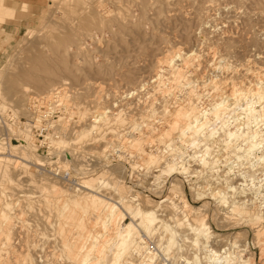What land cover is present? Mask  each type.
I'll return each mask as SVG.
<instances>
[{
  "label": "rangeland",
  "instance_id": "374dc122",
  "mask_svg": "<svg viewBox=\"0 0 264 264\" xmlns=\"http://www.w3.org/2000/svg\"><path fill=\"white\" fill-rule=\"evenodd\" d=\"M21 19L24 26L8 31L12 36H3L0 30V48L5 46L0 49V250L4 251H0V264H81V254L90 244L81 250L83 236L101 229L94 224L99 210L92 200L118 206L120 224L135 227L131 239L139 247L136 251L150 252L149 260L143 259L132 245L123 264H156L157 255L148 250L149 245L160 256L193 250L190 264H215L207 255L209 246L229 247L230 259L245 254L252 264H264V220H251L252 215L264 214V200L254 203L248 181L254 173L255 180L264 184V141L251 156L242 152L236 160L214 142L225 138L226 127L219 124L210 140L201 137L189 148L179 143L180 151H164L149 136L166 130L162 142L178 141L181 128H170L173 119L168 114L166 121H152L151 127L141 119L151 120V111L160 116L168 105L193 108L202 116L218 99L219 90L207 86L215 77H232L239 86L253 84L243 73L254 61L264 66V0H0V28ZM212 51L219 57L213 59ZM35 57L44 62L34 63ZM173 58L183 67L184 79L204 80L206 86L179 83L170 65ZM25 72L38 82L46 80L42 83L49 82L51 88L38 91L37 81L21 77ZM54 97L62 101L50 106ZM246 100L242 105L254 106L253 100ZM120 111L121 118L116 115ZM235 113L240 111L232 110L231 116ZM95 118L105 121L98 124ZM235 120H228L229 127L240 133L241 120ZM259 126L264 133V121ZM187 139L192 143L191 134ZM131 140H138V146L128 148ZM146 154L169 156L168 160L183 157L190 170L187 174L163 170L165 164L148 165ZM190 154L197 157L190 159ZM204 156L207 164L199 161ZM98 176H105V186L97 183ZM242 190L245 195L238 193ZM69 198H79L80 207L72 211ZM243 200L249 210L231 211L232 201ZM136 205L158 215L154 224L160 227L155 234L147 232L141 217L127 209ZM203 219L213 238H202L200 250L194 238L197 232L202 234ZM106 256L102 264L112 261L110 252Z\"/></svg>",
  "mask_w": 264,
  "mask_h": 264
},
{
  "label": "bare ground",
  "instance_id": "6f19581e",
  "mask_svg": "<svg viewBox=\"0 0 264 264\" xmlns=\"http://www.w3.org/2000/svg\"><path fill=\"white\" fill-rule=\"evenodd\" d=\"M52 2V1H51ZM27 6V5H26ZM95 29V28H94ZM223 33V32H222ZM225 33V32H224ZM68 38V37H67ZM63 39V37H62ZM61 39V40H62ZM66 40V39H65ZM2 46V45H1ZM2 48V47H1ZM0 48V49H1ZM210 52V51H209ZM195 53V52H194ZM193 53V54H194ZM213 53V51H212ZM218 53V52H216ZM216 53H213L212 55V58L214 59L216 57V55L218 56V54ZM191 54V52H190ZM196 54V53H195ZM210 54V53H209ZM181 55V54H180ZM179 55V56H180ZM184 55V54H183ZM31 56V55H30ZM35 56V54H34ZM164 57V56H163ZM192 57H195L194 55ZM201 57V55H200ZM219 57V56H218ZM222 58V57H221ZM220 58V59H221ZM184 59H185V56H184ZM191 59V57H190ZM194 59V58H192ZM217 59V58H216ZM219 59V58H218ZM38 61V62H44V59L43 58H37L35 57L34 61ZM28 61V60H27ZM36 61L34 63H36ZM172 63H170L171 65V69L176 72L177 74V81L180 83L181 81H185L187 82V84L190 85H197V87H204L206 86V81L202 80L197 82V80H191L190 77L188 80L184 79L183 77V67L182 69L180 68V65H178L177 63H173L174 61V58L171 59ZM184 61V60H183ZM251 61V60H249ZM253 61V60H252ZM259 61V60H258ZM37 64H40L38 63ZM52 62V61H51ZM191 62V61H189ZM212 62V61H211ZM168 63V62H167ZM216 63V62H213V64ZM218 63H219V60H218ZM253 63V62H252ZM35 64V66L37 65ZM59 64V63H58ZM191 63H189L190 65ZM193 64V63H192ZM191 64V65H192ZM212 64V63H211ZM220 64V63H219ZM261 64V63H260ZM42 64L38 65L37 67H41ZM169 65V63H168ZM223 65H225L223 63ZM252 65V64H251ZM250 65V66H251ZM44 66V65H43ZM60 66V64H59ZM63 66V65H62ZM188 66V64H187ZM222 66V64H221ZM228 66V65H227ZM237 66V65H235ZM36 67V69H37ZM47 67V66H46ZM58 67V66H57ZM192 67V66H191ZM216 67V66H215ZM218 67H220L218 65ZM224 66L220 67V68H223ZM226 67V65H225ZM229 67V66H228ZM34 68V67H33ZM44 68V67H43ZM53 68V67H52ZM55 68V67H54ZM61 68V67H60ZM186 68V67H185ZM213 68V66H212ZM227 68V67H226ZM24 69V68H23ZM26 69V68H25ZM24 69V70H25ZM47 69V68H45ZM50 69V68H49ZM170 69V70H171ZM217 69V68H215ZM224 69V68H223ZM52 70V69H51ZM57 70V69H56ZM219 70V69H218ZM30 71V70H29ZM34 70L32 69V72ZM36 71V70H35ZM39 71V70H38ZM46 71V70H45ZM64 71V70H63ZM196 71V70H195ZM224 71V70H223ZM24 72V71H23ZM49 72V70H48ZM47 72V73H48ZM51 72V71H50ZM52 72H56V71H52ZM27 72L21 74V77L23 78H26V79H31V80H35V79H32L31 76H29V74H26ZM54 74V73H53ZM174 74V73H173ZM199 74V73H197ZM240 74V73H239ZM20 75V74H18ZM58 75V74H57ZM243 75H249V78L251 82H253V84H249V85H246V84H242L240 83V86H239V83L235 82L233 80L232 77H229L228 79H225L224 77V80H222L221 78L219 79L218 77L215 79H210L207 86L209 87H216L217 91L219 90V92H216L218 94V99L214 102V104L209 108V109H206V111L204 112V114L202 116H199L196 115L193 111V108H189L188 110H183L182 107H170L169 108V105L168 107L166 108H163V113H161V115L159 116L157 114V112L155 113L151 111V120H149L150 118H141L144 120V123H146V125H148L149 127H151L152 125V121L153 122H156V120L160 119V121L162 119H165L166 121V116H170L172 117L173 121H170L172 122L170 125V128H173V129H179L181 128L180 130H178V141H172L171 139H168L166 140L165 142H162L163 138L165 135L168 136V131H166L165 129V132L163 131L162 133H160L159 135L160 136H156V134L154 135V137L152 135L149 136V139L151 141V143H154V142H160L162 144V148L164 151H169L170 149L173 151V150H179V148H181L179 145V143L181 144V146L183 145H188L187 148H189V146H193L195 144V141L197 140V138H201L202 137V140L205 139L204 137H206V139L211 137L210 135L212 133H215L216 134V125H219V124H222L224 127H226V129L224 130V136L225 138L223 139V141L221 140V142H216V140L214 139L215 137L217 138L218 136H212L213 140H215L214 142L215 143H218L217 145L219 147H221V151L222 152H226L228 151L227 153H229V155H233V157H236V160L238 157H243L245 156V154H247L246 156H251V155H248L251 151H254V150H258L260 148H262V142L264 141V133L262 131V129L260 128V124L261 122L264 121V66H259V65H256L255 64V61H254V64L252 67H250L249 69H246L245 72L243 73ZM56 75H54L55 77ZM62 76V75H60ZM175 76V75H174ZM199 76V75H198ZM198 76H196V78H198ZM183 77V78H182ZM193 77V76H192ZM195 77V76H194ZM200 77V76H199ZM16 78V77H15ZM18 78V77H17ZM20 78V77H19ZM34 78V77H33ZM57 79V77H55ZM186 78V77H185ZM203 78V77H202ZM236 78V77H235ZM36 79H37V76H36ZM40 79V78H39ZM38 79V80H39ZM54 79V78H53ZM201 79V78H200ZM206 79V78H205ZM27 80V81H28ZM41 80V79H40ZM39 80V81H40ZM55 80V79H54ZM53 80V81H54ZM32 81V82H33ZM37 81V80H35ZM34 81V83H35ZM46 82V80H44ZM41 80V82H38L37 81V85L39 83V87L40 88H37L38 91H46V89H50L51 87L49 86V82L48 81H52V80H47V84L46 83H42L44 82ZM54 82H52L53 84ZM178 83V84H179ZM184 82H181V84H183ZM47 86H46V85ZM180 84V85H181ZM51 85V83H50ZM184 85V84H183ZM237 87V88H236ZM26 88V87H25ZM227 88V89H226ZM21 89V88H20ZM205 89V88H204ZM207 89V88H206ZM210 89V88H209ZM26 90V89H25ZM224 90V91H223ZM215 92V91H214ZM200 95L198 94V97ZM202 96V95H201ZM163 97V96H162ZM45 98V97H43ZM55 98L57 97H54L51 99V102H50V106H54L53 104L57 103L58 102V99L55 100ZM247 99L248 101L249 100H253L255 102L254 106H249L248 103L244 105H242V102H244V100ZM165 100V98H164ZM215 100V99H213ZM212 100V101H213ZM246 100V101H247ZM62 101V100H61ZM59 100V102H61ZM94 101V100H93ZM247 101V102H248ZM58 102V103H59ZM164 102V101H163ZM138 104V102H136ZM171 103V102H170ZM75 104V103H74ZM212 104V103H211ZM244 104V103H243ZM253 104V103H252ZM139 106V105H138ZM210 106V105H209ZM244 106V107H243ZM165 107V106H164ZM234 110L236 112V110L240 111L239 114L235 113L233 116H231V111ZM161 112V111H160ZM121 113L118 112L116 113V115H118V117L121 118V115L119 114ZM74 114V113H72ZM168 114V115H167ZM75 115V114H74ZM72 115V116H74ZM149 115V114H148ZM142 116V115H141ZM229 116L230 119H229ZM240 117H243V120H241L242 118ZM73 118V117H72ZM231 118H233L234 120H241V129H242V132L239 133V129H238V133L237 132H234L233 129H231L229 127V121L228 120H231ZM76 119V118H75ZM78 119V118H77ZM104 119V118H103ZM103 119H100V118H95L93 122H97L98 124L100 123H104L105 120ZM167 119H169L167 117ZM217 119H220V121H218L219 123H215V121H217ZM136 120V119H135ZM149 120V121H147ZM183 120V125L181 127H179V123L180 121ZM235 120V121H236ZM164 121V122H165ZM169 121V120H167ZM163 122V123H164ZM233 122V121H232ZM39 124V123H38ZM154 125V124H153ZM98 126V125H97ZM167 126V124H166ZM220 126V125H219ZM218 126V127H219ZM221 127V126H220ZM219 127V128H220ZM237 127V126H236ZM133 128V127H132ZM217 128V129H219ZM129 129V128H128ZM222 129V128H220ZM219 129V130H220ZM237 129V128H236ZM235 129V131H236ZM155 130V129H154ZM163 130V129H162ZM186 130H188L191 134V138H192V141H189V142H192V143H188L186 141V139L188 138V136L190 134H188V136H186ZM223 130V129H222ZM92 132H93V129H92ZM153 132V131H152ZM188 132V133H189ZM220 132V131H219ZM218 132V133H219ZM222 133V132H221ZM151 134V133H150ZM154 134V133H153ZM102 135V134H100ZM214 135V134H213ZM104 137V135H103ZM187 137V138H186ZM208 138V139H209ZM220 138V137H219ZM134 139V138H133ZM167 139V138H166ZM174 139V138H173ZM176 139V138H175ZM190 139V137H189ZM188 140V139H187ZM194 140V141H193ZM199 140V139H198ZM200 141L201 143L203 141ZM210 140V139H209ZM207 140V141H209ZM206 141V142H207ZM220 141V140H219ZM199 142V141H198ZM205 142V143H206ZM213 142V141H212ZM140 144V143H139ZM208 144V143H207ZM206 145V144H205ZM215 145V144H214ZM216 146H213V147H217ZM244 145V148H242ZM138 146V140H131L130 141V144L128 146V148H134ZM197 147V146H195ZM193 147V148H195ZM199 147V146H198ZM201 147V146H200ZM139 148V147H138ZM109 149V148H108ZM218 149V147L216 148ZM170 150V151H171ZM198 150L200 151L201 149L198 148ZM214 150V149H213ZM219 150V149H218ZM243 150V151H242ZM263 150V149H262ZM180 151V150H179ZM219 151V152H221ZM137 152V151H136ZM201 153L203 151H200ZM200 152H198L200 154ZM211 152V151H209ZM214 152V151H213ZM221 152V153H222ZM242 152L244 153L243 156H240L242 155ZM261 152V151H260ZM166 153V152H165ZM183 153V152H182ZM212 153V152H211ZM220 153V154H221ZM241 153V154H240ZM263 153V151H262ZM106 154V153H105ZM224 154V153H222ZM221 154V155H222ZM240 154V155H239ZM252 154V153H251ZM99 155V154H98ZM104 155V154H103ZM148 154H146V157H147V164L149 165L150 163H155V164H165L164 167H163V170H166V169H180L179 171H181L182 173H187V170H188V167L187 164H185V166L183 165L184 161H182L180 158H183V157H174L172 158L171 160H168V157H166L165 155H163L162 157L160 156V158H156L154 155L150 154L149 156H147ZM168 155V154H167ZM177 155V154H176ZM181 155V153L179 154V156ZM204 154H202L203 156ZM209 155V154H207ZM227 155V154H226ZM225 155V156H226ZM97 156V155H96ZM183 156V155H182ZM262 156V155H261ZM173 157V155H172ZM185 157V156H184ZM188 157L191 159H195L197 156L196 154H193V155H188ZM176 158H179L180 161H178ZM209 158V157H208ZM213 158V157H212ZM215 158V157H214ZM213 158V159H214ZM223 158V157H222ZM256 158V156H255ZM260 159H263L262 157L259 156ZM258 158V159H259ZM201 158L199 157V161L205 163L207 162L206 161V157L204 156V158L202 160H200ZM213 159H212V162H213ZM216 159V158H215ZM240 159V158H239ZM245 159H247L245 157ZM257 159V160H258ZM211 160V159H210ZM177 161V162H176ZM188 161V160H187ZM195 161V160H193ZM198 161V159L196 160ZM233 161V160H232ZM263 161V160H262ZM211 162V161H210ZM227 162V161H226ZM256 162V161H255ZM186 163V161H185ZM208 163V162H207ZM205 163V164H207ZM181 164V165H180ZM199 164V163H198ZM202 164V163H201ZM216 164V162H215ZM259 165V164H258ZM161 166V165H158V167ZM220 166V165H219ZM191 168V167H190ZM117 169V168H116ZM190 170V169H189ZM188 170V171H189ZM198 170V169H197ZM176 171V170H175ZM201 171V170H200ZM149 172V171H147ZM194 172V171H193ZM209 172V171H207ZM218 172V171H217ZM163 173V172H162ZM165 173V172H164ZM105 174V172H104ZM188 174V173H187ZM212 174V173H211ZM101 175V174H100ZM106 175V174H105ZM253 175V176H252ZM255 174H251L250 176V179L248 181H250V185L251 187H249V189H252L251 190V194H253V196L251 197V199L254 200V203L256 202L257 199H260V198H263L264 200V184H261L260 181H256L255 180ZM159 176V174H158ZM210 176V175H209ZM105 176H98L97 178V183L99 184H104L105 186V183L106 182V178H104ZM107 177V176H106ZM204 177V176H203ZM200 179V178H199ZM248 179V178H247ZM212 180V179H211ZM111 182V181H110ZM83 183V182H82ZM81 183V184H82ZM109 183V182H108ZM242 183V182H241ZM245 183V182H244ZM110 185V184H109ZM113 185V184H112ZM242 185V184H241ZM83 187H85L84 185H82ZM103 186V185H102ZM108 186V185H107ZM117 186V185H116ZM116 186H114L116 188ZM200 187V186H198ZM121 188V187H120ZM119 188V190L121 191V189ZM244 189V188H243ZM248 189V188H247ZM115 190V189H114ZM155 190V188H154ZM241 190V189H240ZM113 191V190H112ZM115 192V191H114ZM117 192V191H116ZM248 192V191H247ZM222 193V192H221ZM240 193L241 195H245L243 193V190L238 192ZM237 193V194H238ZM87 194V193H86ZM119 193H117L118 195ZM121 194V193H120ZM123 194V193H122ZM226 194V193H225ZM85 195V194H84ZM250 195V194H249ZM121 196V195H120ZM124 196V195H123ZM71 197V196H69ZM243 197V196H242ZM241 197V198H242ZM92 198V197H91ZM240 198V199H241ZM246 198V197H245ZM20 199V198H19ZM61 199V198H60ZM71 198H69L68 200H70ZM122 199V198H121ZM120 199V200H121ZM168 199V198H167ZM72 200V201H71ZM69 202L72 203L71 204V210L74 211L76 209V207H80V204L82 203V201L78 198V199H74L72 198ZM80 200V201H79ZM87 200V199H86ZM148 199H146L145 201H147ZM239 200V199H238ZM60 201V200H59ZM63 201V200H62ZM67 201V199L65 200ZM123 202V200H121ZM129 201V200H128ZM165 200H162V201H159L157 202V205L158 206L159 204L161 203H164ZM225 201V200H224ZM228 201V200H227ZM13 202V201H12ZM50 204V202L52 201H48ZM68 202V201H67ZM231 202V201H230ZM261 202V201H260ZM58 203V201H57ZM131 203V202H130ZM145 203V202H144ZM149 204V202H146ZM173 203V202H172ZM253 203V204H254ZM47 204V205H48ZM53 204V203H51ZM62 204V202H61ZM93 206L96 208V210H99L98 212V216L96 218V221H95V225L98 224L101 228L99 231H97L95 234H92V233H89V234H85L83 236V239H84V243L81 245V250L85 248L86 243L89 241L90 244H89V247H86V250H85V254L82 255L81 254V260H80V263L81 264H102L105 260L103 258V255L105 254V256L107 255L108 252H110L113 256V258L111 259L112 261H110L108 264H123L122 263V259L123 257L125 256V254H127L129 251V249L132 247V245H134L133 247H135L134 251L136 252L135 254H139L140 257H142L143 259H148V256L150 255V252L149 251H144L142 253H139L138 251H136V248H139L138 245H136L137 243H135V241L133 239H131L133 236V232H134V229L135 227L132 225V223L128 224V225H124V224H120L121 223V218H122V213H119V208L118 206H116L114 203H110L108 201H106L105 203L102 202V201H95V200H92V203ZM133 204V203H131ZM232 204H233V211L234 212V209L235 208H238V212L241 210V211H244V210H249L250 208H248V202L246 201H232ZM263 203H261V205H263ZM128 205V204H127ZM126 205V206H127ZM139 205V204H138ZM231 205V204H230ZM49 206V205H48ZM52 206V205H51ZM68 207V205H66ZM125 206V207H126ZM176 207V205H174ZM65 207V208H67ZM257 207V206H256ZM3 208V207H2ZM51 208V207H49ZM60 208V207H59ZM12 209V208H11ZM127 209L129 210V212L133 215V216H140L142 221L144 222L145 224V228L147 230V232L149 233H154L156 231H158L159 227L160 226H157L155 225V221L157 220L158 218V215H155V213L153 211H150V210H147V211H144L141 207H136L135 206H132V207H127ZM174 209V208H173ZM232 209V208H231ZM259 209V208H258ZM3 210V209H2ZM52 210V209H51ZM255 210V209H254ZM174 211V210H173ZM230 211V212H231ZM240 211V212H241ZM2 212V211H1ZM64 212V211H63ZM77 212V211H76ZM239 214L238 216L243 218V219H246L247 216L243 213H238ZM7 213V211H6ZM11 213V212H9ZM53 213H55V211H53ZM65 213V212H64ZM82 213V212H81ZM59 214V213H58ZM80 214V213H79ZM43 215V214H42ZM56 215V213H55ZM51 216V215H50ZM83 216V215H82ZM81 216V217H82ZM251 216V215H250ZM49 217V216H48ZM59 217V216H58ZM249 217V216H248ZM255 217H258L260 220H264V214H258V216L256 215H252V219L253 220ZM1 218V216H0ZM47 218V217H46ZM5 221H6V218H4ZM56 219V218H55ZM80 219V218H79ZM61 220V219H59ZM57 219L58 222L61 223V221H59ZM121 220V221H120ZM249 220V219H248ZM56 221V222H57ZM65 221V220H64ZM55 222V223H56ZM83 222V221H82ZM5 223V222H4ZM67 223V222H66ZM70 223V222H68ZM10 224H8L9 226ZM137 225V224H136ZM4 226V225H3ZM64 226V225H63ZM193 226V225H192ZM90 227V226H88ZM92 227V226H91ZM96 227V226H95ZM93 227V228H95ZM163 227L167 228L168 225H163ZM199 227H201L202 230V234L200 236V234L197 232L196 233V237L194 238V245L195 246H199L200 245V250L201 248L203 247L202 246V238L207 240L209 238H213V236L211 235L212 234V231H211V228L210 226L208 225V223L205 221V219L202 220L201 222V226L199 225ZM13 228V227H12ZM75 228V227H74ZM195 228V227H194ZM56 229V228H55ZM73 229V228H72ZM79 229V227H78ZM81 229V228H80ZM2 230V228H1ZM1 230H0V234H1ZM9 230V229H8ZM11 230V229H10ZM77 230V229H76ZM91 230V229H90ZM63 232V230H62ZM67 232V230H66ZM112 232V233H111ZM59 233V232H58ZM78 233V232H76ZM83 233V232H82ZM66 234V233H65ZM80 234V233H79ZM111 234V235H110ZM53 235V234H51ZM110 235V236H109ZM71 236V235H70ZM78 236V235H77ZM139 236V235H138ZM137 236V237H138ZM54 237V236H53ZM56 237V236H55ZM50 237H48L49 239ZM63 238V237H62ZM140 238V237H139ZM138 238V239H139ZM142 238V237H141ZM6 239V238H5ZM46 239V238H45ZM47 239V240H48ZM55 239H58V238H55ZM60 239V238H59ZM52 240V239H51ZM76 240V239H75ZM74 240V241H75ZM141 242H143L144 240L143 239H140ZM68 241V240H67ZM1 242V241H0ZM139 242V241H138ZM55 243V242H54ZM73 243V242H72ZM78 243V242H77ZM66 244V243H65ZM64 244V246H65ZM141 244V243H140ZM139 244V245H140ZM236 242H231V246H236ZM4 245V244H3ZM2 245V246H3ZM56 245V244H55ZM78 245V244H77ZM144 246V245H143ZM142 246V248H144ZM147 245H145L146 247ZM70 247V245H69ZM72 247V245H71ZM246 246H244V249L246 250L247 248H245ZM58 248V247H57ZM56 248V250H58ZM74 248V247H73ZM141 248V247H140ZM148 248V247H146ZM3 249V248H2ZM2 249L0 251H2ZM6 249V248H5ZM13 249V248H12ZM12 249H11V252H12ZM55 249V247H54ZM70 249V248H69ZM229 249V248H228ZM6 250H9V249H6ZM17 250V249H16ZM63 250V249H62ZM139 250V249H138ZM141 250V249H140ZM149 250V249H148ZM220 250V249H219ZM226 250V249H225ZM230 250V249H229ZM243 250V249H242ZM242 250H240L239 252H242ZM18 251V250H17ZM47 251V250H46ZM61 251V250H60ZM128 251V252H127ZM197 251V249H196ZM205 251V250H204ZM213 252L214 249H211V250H207V252ZM4 252V251H2ZM15 252V251H14ZM81 252V251H80ZM95 252H98L99 255H95ZM221 253V250L220 251H215V256H219V253ZM230 252V251H229ZM245 252V251H244ZM243 252V253H244ZM7 253V252H6ZM4 253V254H6ZM47 253V252H46ZM54 253V252H53ZM59 253H62L59 252ZM66 253V252H65ZM83 253V252H82ZM104 253V254H103ZM210 253V254H211ZM8 254V253H7ZM102 254V255H101ZM241 254V253H240ZM1 255H3L1 253ZM22 255V254H21ZM24 255V254H23ZM101 255V257L99 258V256ZM208 255V254H207ZM12 256V254H11ZM16 256V255H15ZM14 256V257H15ZM18 256V255H17ZM65 256V255H64ZM62 255V257H64ZM79 256V255H78ZM138 256V255H137ZM246 255L245 254H241L237 257H235L234 259H230V254H229V257L226 258V261H220L216 258H212V257H209L213 263L215 264H252L250 258H246L245 257ZM25 257V256H24ZM49 257V256H47ZM46 257V258H47ZM67 257V256H66ZM107 257V256H106ZM151 257V256H150ZM5 258V256H4ZM11 258V257H10ZM19 257H17L18 259ZM69 258V257H68ZM72 259V257H70ZM80 258V257H79ZM194 258V257H193ZM196 260H199L198 257H195ZM6 259V258H5ZM20 259V258H19ZM23 259V257H22ZM56 259V258H55ZM70 259V260H71ZM26 260V259H25ZM24 260V262H26ZM58 260V258H57ZM73 260V259H72ZM149 260V259H148ZM201 260V259H200ZM21 261V259L19 260ZM28 261V260H27ZM31 261V260H30ZM29 261V262H30ZM23 262V261H22ZM66 262V260H65ZM70 262H73V261H70ZM124 262V261H123ZM198 262V261H197ZM129 263V262H128ZM24 264V263H23ZM56 264V263H55ZM68 264V263H67ZM204 264V263H203Z\"/></svg>",
  "mask_w": 264,
  "mask_h": 264
},
{
  "label": "built area",
  "instance_id": "2783aa9c",
  "mask_svg": "<svg viewBox=\"0 0 264 264\" xmlns=\"http://www.w3.org/2000/svg\"><path fill=\"white\" fill-rule=\"evenodd\" d=\"M154 247L155 246L149 245V250L154 252L157 255V257L155 259L156 264H190V262H188L190 260H188V259H189V257H192L193 253H195L193 250H189V251L183 250V253H178L179 251H176V252L171 251L169 253L165 252L166 254H164L161 252V254L163 256V258H161L162 256L158 255L157 250ZM207 248H208V250L214 249V251L212 253L209 251L207 252L208 257L217 258L220 261H223V260L226 261V258L229 257V254H230V252L228 250L229 247H224V248L220 249L216 246H214V247L209 246ZM219 249L221 250V253L217 252V253H219V256H215V254H216L215 251H217V250L219 251ZM254 264H255V262H254Z\"/></svg>",
  "mask_w": 264,
  "mask_h": 264
},
{
  "label": "crops",
  "instance_id": "0c3cea01",
  "mask_svg": "<svg viewBox=\"0 0 264 264\" xmlns=\"http://www.w3.org/2000/svg\"><path fill=\"white\" fill-rule=\"evenodd\" d=\"M24 26V22H23V19H21L20 21L18 22H5L1 25V28L0 30L2 31V33L4 34L3 36H12V34H10L8 31H12V30H15V31H19V29L21 27ZM9 44V43H7ZM6 44V45H7ZM5 47V46H3ZM2 47V48H3ZM1 51V50H0Z\"/></svg>",
  "mask_w": 264,
  "mask_h": 264
}]
</instances>
